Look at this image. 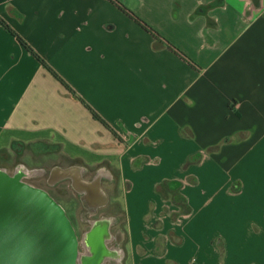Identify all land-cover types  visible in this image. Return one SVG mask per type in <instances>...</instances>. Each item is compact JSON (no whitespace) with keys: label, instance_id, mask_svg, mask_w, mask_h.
Wrapping results in <instances>:
<instances>
[{"label":"crops","instance_id":"1","mask_svg":"<svg viewBox=\"0 0 264 264\" xmlns=\"http://www.w3.org/2000/svg\"><path fill=\"white\" fill-rule=\"evenodd\" d=\"M115 1L197 66L113 0H0V15L78 95L0 26V168L72 178L95 213L119 202L124 232L93 222H111L117 257L106 262L186 264L183 222L214 218L227 228L207 234L222 243L218 264H264V0ZM205 167L231 177L196 210L186 169L197 185ZM228 193L229 204H212Z\"/></svg>","mask_w":264,"mask_h":264},{"label":"water","instance_id":"2","mask_svg":"<svg viewBox=\"0 0 264 264\" xmlns=\"http://www.w3.org/2000/svg\"><path fill=\"white\" fill-rule=\"evenodd\" d=\"M0 168V264H104L109 222H96L81 252L64 207L46 190Z\"/></svg>","mask_w":264,"mask_h":264},{"label":"rangeland","instance_id":"3","mask_svg":"<svg viewBox=\"0 0 264 264\" xmlns=\"http://www.w3.org/2000/svg\"><path fill=\"white\" fill-rule=\"evenodd\" d=\"M62 86L66 88L63 84ZM229 161L230 160H227V162ZM207 170L208 169L206 167L205 169L202 168L201 170H195V172L193 173L198 178L199 183L197 185H192V182L188 178L190 174L186 169V187L188 188V193L190 192L191 201L194 203L196 210L201 208L211 197L209 193L204 194V191H206L210 185L211 187H213L212 189L220 188L223 184L227 182V179L231 177L229 170L221 172L214 171L213 173H208ZM45 177L46 174L42 178L38 179L36 182H34V179H29L28 181L46 188L51 193V195L56 198V201L62 204L63 207L66 209L67 215L72 218L76 224L77 235L80 240L79 249L81 252L85 249L83 237L97 217H105L107 219H110V221L115 224V226L112 227L111 230L113 235L116 234V231H118V229L124 232V214L119 202H112L104 209H101L96 213H91V210H88L82 204L76 192L68 187L67 182H63L55 187H49L46 183ZM116 183L117 179L115 176L114 182L112 184L113 186L109 188L110 195L112 198L113 196L118 194V189L117 187H115ZM76 188L78 191H82L85 190V185L78 186L76 184ZM85 198L88 201L87 197ZM229 200L231 202L230 193L214 197V199L212 200V204H216L217 202L229 204L226 203L229 202ZM196 222L197 221H194L192 224H190V226H188L187 221L186 223L183 222V226H187L186 241L185 244L177 252L181 256L182 263L184 262L186 264H218V253L219 249L222 247V243L216 237L208 238L207 234L211 231L213 235L221 236L220 233H224V231L227 229L226 226L220 221L214 220V218L212 221H204L201 226H197ZM180 230H182V227L180 228ZM112 244H114L115 246L118 245L115 241L112 242ZM109 245L111 246V244ZM121 245H123V243ZM227 249L228 251H230V253L234 251L230 248V244H228ZM107 264L112 263L108 261ZM228 264H231L230 258L228 259Z\"/></svg>","mask_w":264,"mask_h":264},{"label":"trees","instance_id":"4","mask_svg":"<svg viewBox=\"0 0 264 264\" xmlns=\"http://www.w3.org/2000/svg\"><path fill=\"white\" fill-rule=\"evenodd\" d=\"M113 1L116 2L122 10H124L129 16L134 18L138 23H140L146 30L152 33L159 41L165 44L168 48L177 53L179 56H181L184 60L188 61L193 66H197L196 63L190 57H188L182 50H180L178 47H176L174 44H172L162 35H160L155 29H153L143 19H141L136 13L127 8L123 3L115 0ZM0 26L3 27L9 34L16 37L28 52H30L48 71H50L73 95L78 97L77 92L46 62L44 58L39 55L38 52L34 50V48L12 27V25L2 15H0ZM80 100L91 111L93 117L96 120L102 122V124L106 128H108L116 138L122 141V138L119 136V134L112 128V126L106 120H104L88 103H86V101H84L82 98H80Z\"/></svg>","mask_w":264,"mask_h":264},{"label":"flooded vegetation","instance_id":"5","mask_svg":"<svg viewBox=\"0 0 264 264\" xmlns=\"http://www.w3.org/2000/svg\"><path fill=\"white\" fill-rule=\"evenodd\" d=\"M22 178L26 181V182H28V183H30V184H32V185H34V186H36V187H39V188H42V189H44V190H46L48 193H49V191L46 189V188H44V187H41L40 185H37V184H33V183H31L30 181H28L29 179L30 180H32V179H34V182H36L38 179H40L37 175H33V174H31V175H26L25 173L23 174L22 173ZM60 174L58 175V173L56 174V172H50L47 176H46V183H47V185L49 186V187H55V186H57V185H59V184H61V183H63V182H67L68 183V187L69 188H71V189H73L75 192H76V194H77V196L80 198V200H81V202H82V204L85 206V208H87L88 210H90L91 208V206H90V204H89V202L86 200V196H84V194H79L76 190H77V188H76V184H77V182H75V180L74 179H72V178H60ZM78 185V184H77ZM91 213H95V212H92V211H90ZM91 213H90V215H91ZM93 216V215H92ZM71 219V221H72V223H73V225H74V227H75V229H76V224H75V222H74V220L72 219V218H70ZM93 224V223H92ZM111 224V222L109 223V225ZM94 225V224H93ZM93 225H91V227L89 228V230L86 232V234L84 235V237H83V239L86 237V235H88V233H89V231L92 229V227H93ZM76 232H77V229H76ZM109 235H110V237L107 239V240H111V233H110V231H109ZM107 240H106V242H107ZM107 244V243H106ZM108 246H109V243L107 244ZM106 245V246H107ZM85 249L83 250V252H87L88 253V249H87V247L85 246L84 247ZM112 257H117V255H116V252H114V251H112ZM107 261V260H106ZM105 261V263L104 264H107V262Z\"/></svg>","mask_w":264,"mask_h":264},{"label":"bare ground","instance_id":"6","mask_svg":"<svg viewBox=\"0 0 264 264\" xmlns=\"http://www.w3.org/2000/svg\"><path fill=\"white\" fill-rule=\"evenodd\" d=\"M104 222H105V221H103V222H101V223H104ZM109 237H110V235H109ZM109 237H108V238H109ZM109 240H110V239H109ZM108 257H112V251H111V250H110V255H108L107 258H108ZM107 258H105L104 263H105V261L107 260Z\"/></svg>","mask_w":264,"mask_h":264}]
</instances>
